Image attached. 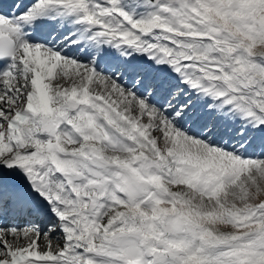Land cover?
<instances>
[{
    "label": "snow or ice",
    "instance_id": "snow-or-ice-1",
    "mask_svg": "<svg viewBox=\"0 0 264 264\" xmlns=\"http://www.w3.org/2000/svg\"><path fill=\"white\" fill-rule=\"evenodd\" d=\"M0 264H264V0H0Z\"/></svg>",
    "mask_w": 264,
    "mask_h": 264
},
{
    "label": "bare ground",
    "instance_id": "bare-ground-1",
    "mask_svg": "<svg viewBox=\"0 0 264 264\" xmlns=\"http://www.w3.org/2000/svg\"><path fill=\"white\" fill-rule=\"evenodd\" d=\"M20 223H23V222H20Z\"/></svg>",
    "mask_w": 264,
    "mask_h": 264
}]
</instances>
